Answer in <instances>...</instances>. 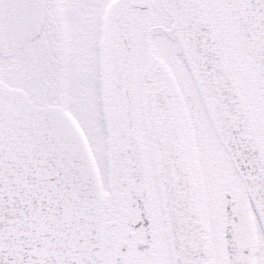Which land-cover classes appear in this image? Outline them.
<instances>
[{"label": "snow or ice", "instance_id": "snow-or-ice-1", "mask_svg": "<svg viewBox=\"0 0 264 264\" xmlns=\"http://www.w3.org/2000/svg\"><path fill=\"white\" fill-rule=\"evenodd\" d=\"M0 264H264V0H0Z\"/></svg>", "mask_w": 264, "mask_h": 264}]
</instances>
